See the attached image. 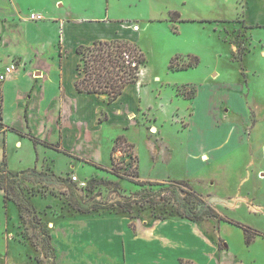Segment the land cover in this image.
<instances>
[{
	"label": "crops",
	"instance_id": "1",
	"mask_svg": "<svg viewBox=\"0 0 264 264\" xmlns=\"http://www.w3.org/2000/svg\"><path fill=\"white\" fill-rule=\"evenodd\" d=\"M243 1L247 6L245 16L251 13L249 5L255 15H264V0ZM44 2L52 6V1ZM58 2L60 0L53 4ZM24 3L22 0H0V73L12 62L18 65L13 76L0 83V166L5 172L20 175L38 170L56 178H66L69 172L79 176V169L85 170L88 166L102 170L106 164L101 162L105 157L110 163L118 137H124L134 146L122 131L142 123L152 163H171L176 153L178 158L183 157L187 175L227 164L218 169L231 168L228 179L231 176L235 179L234 190L230 189L229 182L225 189L214 190L218 183L210 177L206 183L211 189L203 192L211 206L219 210L221 217L229 218L230 223H219L214 218H207L205 226L173 218L140 222L124 215L96 213L56 216L47 225L55 264H181V260L194 264H249L241 257L244 253L233 250L221 236L224 224L246 225L228 217V210L241 206H246L248 211L264 208L258 204L260 197L252 188L251 180L255 181L251 173L253 161L249 159L243 163L240 159L243 155L237 153L245 139H249L247 130L245 133L240 130L242 136L237 137V125L227 123L229 115L222 113L224 96L211 102L209 97L214 94H210L200 103L199 111L196 104L201 100V86L194 88L191 98L174 92L165 96L161 88L152 91L150 97L144 87L143 69L139 81L127 85L112 102H108L105 95L80 92L75 87L76 80L81 77L76 49L94 41L134 43L138 38V26L118 21L68 20L70 8L66 15L44 14L38 11L37 0L27 4L30 15H39L42 19L29 20L22 7ZM250 17L253 19V15ZM232 22L236 27L241 24ZM262 23L238 28L243 32L245 28L264 27ZM232 46L237 50L234 44ZM239 95L235 97L242 101L245 96ZM164 97L167 100H163ZM167 107L171 117L178 110L175 117L180 115L187 124L184 131L188 136L184 143L174 136L176 145L169 146L164 141L158 121L164 122L162 110ZM168 123L173 122L169 120ZM107 128L113 130V135L105 133ZM228 129L230 133L221 138ZM234 133L236 137L232 138ZM31 138L38 143H33ZM137 170L139 172V165ZM247 185L248 189H244ZM216 226L220 228L218 233L225 248H219L213 236Z\"/></svg>",
	"mask_w": 264,
	"mask_h": 264
},
{
	"label": "rangeland",
	"instance_id": "2",
	"mask_svg": "<svg viewBox=\"0 0 264 264\" xmlns=\"http://www.w3.org/2000/svg\"><path fill=\"white\" fill-rule=\"evenodd\" d=\"M22 1L26 2L22 4L24 13L30 16L27 2L34 0ZM37 1L38 11L48 15H66L70 8L68 20L118 21L138 26V38L134 43L145 57L143 79L150 97L152 91L161 88L165 96L174 92L191 98L194 88L201 86V100L196 104L199 111L200 103L210 94H214L209 97L211 102H217L224 96L222 113L229 115L227 123L237 125V137L242 136L241 131L245 133L247 130L249 139H245L237 153L243 155L240 158L243 163L249 159L253 161L251 173L255 181L251 180L252 188L260 197L258 204L264 206V27L245 28L243 32L238 28L263 24L260 13L255 15L249 5L251 13L245 16L247 6L243 0H60L57 4H53L56 0H50L51 7L44 0ZM174 13L178 15L176 20L172 18ZM250 14L253 19L249 18ZM232 21L241 24L236 27ZM191 57L199 60L196 68L184 71L169 68L172 60L174 68L178 69ZM239 93L245 96L242 101L235 97ZM163 100H167L166 97ZM175 103L178 104L177 101ZM177 111H174L176 116ZM162 112L164 122L158 121V124L164 141L169 146L176 145L174 136L184 143L188 136L184 131L187 126L184 119L180 115L171 117L168 107ZM169 120L173 123L169 124ZM138 125L122 131L134 144V150L125 151L127 149L118 143V150L111 153L110 163L104 157L101 163L106 166L102 170L92 166L79 169L77 182H72L69 177L75 176L73 172H69L66 178H56L38 170L18 175L7 173L0 166V264H55L47 225L56 216L95 208L90 213L124 215L140 222L161 218L183 219L178 213L190 216L202 213L208 206L214 207L207 201V194H203L211 189L206 183L208 178H214L218 183L214 190L225 189L228 182L230 189L234 190L235 179L232 176L228 179L231 168L227 172L218 169L227 164H217L216 168L199 169L195 174L187 175L183 157L178 158L176 153L171 163H152L146 128L142 123ZM105 133L113 135V130L107 128ZM229 133L228 129L221 138ZM235 164L233 161L232 165ZM181 180L189 181L186 182L201 195L202 202L192 200L185 204L184 192H173L164 186ZM137 181L162 184L164 190L160 192V186H140L135 183ZM144 190L151 195L147 199L141 197ZM128 203L132 204L131 210L123 212ZM213 209L219 214V210ZM226 215L246 225L224 224L221 227L222 239H226L233 250L244 253L241 257L247 263L254 264L252 260H256L255 264H264V208L248 211L246 206H241L237 210H228ZM222 218L229 222V218ZM206 220L202 217L198 222L205 226ZM219 229V226L215 227L217 231L213 236L217 238L219 248H225Z\"/></svg>",
	"mask_w": 264,
	"mask_h": 264
},
{
	"label": "trees",
	"instance_id": "3",
	"mask_svg": "<svg viewBox=\"0 0 264 264\" xmlns=\"http://www.w3.org/2000/svg\"><path fill=\"white\" fill-rule=\"evenodd\" d=\"M172 18L176 20L178 15L172 14ZM77 54L80 57L78 64V70L81 77L76 80L75 87L80 92L94 93L105 95L108 102L114 101L123 91V89L130 84L139 81L141 69L145 64V57L138 49L135 43L125 40H110V41H94L89 46H79L76 49ZM190 58V57H189ZM199 60L197 57H191V60L180 68L176 69L173 66V60L170 62L169 68L173 71H184L189 68L198 66ZM33 143H38L34 138H31ZM118 143H121L125 147V151L133 150L134 146L127 142L124 137H118L115 145L113 146L112 153L118 150ZM46 147L55 149V146L43 143ZM140 186H160V192L163 191L164 186L168 189L179 190L185 193L183 198L185 204L190 203L192 200L202 202L201 195L192 189V187L184 180L172 181L167 185L156 183H143L141 181L135 182ZM166 188V189H167ZM186 189V190H185ZM171 191V192H172ZM148 194V195H147ZM151 195L147 191L141 192V197L144 199L149 198ZM144 202V201H143ZM145 202L151 204L152 201ZM203 204V203H202ZM131 203H128L123 207V212L131 210ZM205 205V204H204ZM185 206V205H184ZM206 207V206H205ZM185 208V207H184ZM207 210L202 213H192L190 216H179L185 220L191 222H198L202 217L214 218L220 221L227 222L224 218L211 207H206ZM95 208H87L79 210V213H90ZM124 214V213H123ZM161 218L159 220H165ZM232 223V222H231ZM234 224V223H232ZM237 227L238 223L235 224ZM181 264H194L188 260H181Z\"/></svg>",
	"mask_w": 264,
	"mask_h": 264
},
{
	"label": "built area",
	"instance_id": "4",
	"mask_svg": "<svg viewBox=\"0 0 264 264\" xmlns=\"http://www.w3.org/2000/svg\"><path fill=\"white\" fill-rule=\"evenodd\" d=\"M42 17L39 16V15H30L29 16V20H34V21H38V20H41ZM18 69V65L14 62L6 65L4 68H3V71L0 73V83H3L7 80H9L13 74L16 72V70ZM71 181L72 182H77L78 181V178L76 176H71ZM82 186L85 185V183H81Z\"/></svg>",
	"mask_w": 264,
	"mask_h": 264
},
{
	"label": "bare ground",
	"instance_id": "5",
	"mask_svg": "<svg viewBox=\"0 0 264 264\" xmlns=\"http://www.w3.org/2000/svg\"><path fill=\"white\" fill-rule=\"evenodd\" d=\"M134 30H136V29L134 28Z\"/></svg>",
	"mask_w": 264,
	"mask_h": 264
}]
</instances>
